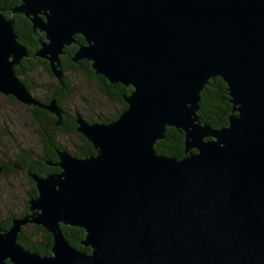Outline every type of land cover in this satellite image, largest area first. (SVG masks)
<instances>
[{"label": "water", "instance_id": "obj_1", "mask_svg": "<svg viewBox=\"0 0 264 264\" xmlns=\"http://www.w3.org/2000/svg\"><path fill=\"white\" fill-rule=\"evenodd\" d=\"M0 7V93L42 106L14 66L29 55L12 14L29 18L63 84L60 55L130 90L110 120L75 113L95 149L56 147L58 171L38 174L28 211L0 226V264H264V0H19ZM42 33V34H40ZM77 35L83 37L79 41ZM226 84L228 122L197 112L209 79ZM166 126L183 133L181 157L154 149ZM1 169V168H0ZM52 235L49 252L23 247L26 223ZM61 224L84 230L75 247Z\"/></svg>", "mask_w": 264, "mask_h": 264}, {"label": "trees", "instance_id": "obj_2", "mask_svg": "<svg viewBox=\"0 0 264 264\" xmlns=\"http://www.w3.org/2000/svg\"><path fill=\"white\" fill-rule=\"evenodd\" d=\"M19 0H0V7L4 8L5 14H11L9 8L17 4ZM14 27L18 35L19 41L28 47L29 53L32 54L35 48L38 46L36 36H33L31 30V24L28 18L23 14L15 13L12 14ZM77 38L82 42L83 37L77 35ZM76 49L75 44H71L65 47V53L60 55L61 65L64 66L65 63L69 64L72 68L81 70L84 74L96 78L99 83V88L109 97V99L117 100L121 106L113 115V118L117 117L123 108L126 107V103L123 100L124 93L130 90L129 86H124L121 83H111L105 77L100 74L93 72L90 67V62L86 59H81L79 63H75L70 60V55ZM41 62L44 64L45 68L49 71L48 62L37 57L27 58L24 57L21 62L14 66L16 74L25 83L28 89L31 87V81L24 75L25 67L33 66L34 63ZM65 87L67 89V79H63ZM66 89L63 91L50 92L48 97L56 98L57 104L60 106L61 99L67 94ZM229 96L226 90L225 82L219 77L215 76L208 80V83L200 92V101L198 107V114L202 122L210 124L212 127H221L227 124L228 115L231 112V102L228 100ZM29 111L32 113L31 118L34 122L39 124L40 133L44 139L45 151L43 155L38 157V159H32L28 151H24L21 156L13 160V164L19 163L24 168H28L34 171H39V174L48 171H58L59 167L56 164L52 166H46L44 160L50 158L51 162L57 161L56 147H62L60 143L54 139L56 130H66L68 132H76L75 116L64 114L63 124L61 126L55 125L54 121L56 117L53 113L48 112L45 109L31 106ZM88 121H93V118H88ZM82 144L78 147V150H74L71 153L77 156L95 153V149L90 141H88L82 135H78ZM55 148V149H54ZM154 149L160 154H165L169 156L181 157L184 154V143H183V133L177 130L173 126H166L165 136L158 139L154 144ZM32 180V179H31ZM29 197L36 194L35 186H32L31 191L28 192ZM28 204H25V208L22 213L27 212ZM12 216H9L6 220L0 221V226L7 228L10 224ZM31 229L26 232L25 229H21L18 232L19 243L30 250L37 251L40 254L49 252L50 246L52 244V235L43 226L38 224H30ZM62 231L65 237L71 242L75 247L82 250L89 251L88 246H84L80 243V239L84 236V230L77 226H69L61 224Z\"/></svg>", "mask_w": 264, "mask_h": 264}, {"label": "rangeland", "instance_id": "obj_3", "mask_svg": "<svg viewBox=\"0 0 264 264\" xmlns=\"http://www.w3.org/2000/svg\"><path fill=\"white\" fill-rule=\"evenodd\" d=\"M33 54V53H32ZM63 77L67 79L66 95L60 100V107L65 114L75 116L74 110L84 119L93 121L110 120L120 108L117 100L109 97L99 88L94 77L84 74L65 63L62 66ZM24 75L31 81L30 94L41 103H46L51 91H55L58 80L41 62L25 67ZM18 76V75H17ZM32 113L25 103L14 97L0 93V162H12L24 151L30 153L32 159H38L45 151L44 139L39 124L31 118ZM76 130V129H75ZM79 131L68 132L56 130L54 139L69 152L78 150L82 140ZM83 136V135H82ZM84 137V136H83ZM38 154V155H37ZM24 170L14 168L0 170V221L9 216L22 215L25 204H28V191L35 186L34 180ZM32 179V180H31ZM35 195V194H34ZM33 196V195H32ZM28 211V210H27ZM26 213V212H25ZM26 223L21 226L28 232L31 227Z\"/></svg>", "mask_w": 264, "mask_h": 264}, {"label": "flooded vegetation", "instance_id": "obj_4", "mask_svg": "<svg viewBox=\"0 0 264 264\" xmlns=\"http://www.w3.org/2000/svg\"><path fill=\"white\" fill-rule=\"evenodd\" d=\"M27 18V17H26ZM28 20H29V18H28ZM30 21V20H29ZM30 24H31V22H30ZM32 30V29H31ZM40 34H42V33H40ZM33 36H36V39H37V35L35 34V33H33ZM38 42V41H37ZM28 48V47H27ZM29 51V50H28ZM33 57H37V58H39V59H43V58H41V57H38V56H36L35 54H34V52H33V54H30L29 53V55L27 56V58H33ZM43 60H46V59H43ZM71 60V59H70ZM47 61V60H46ZM72 61V60H71ZM49 71H50V69H49ZM51 72V71H50ZM99 84V83H98ZM55 88L57 89V91H63V90H65L66 89V87H65V84H64V81H63V84H59V82L57 83V85H55ZM10 97H13L12 95H9ZM56 99V98H55ZM31 106H34V105H31ZM31 106H27V107H31ZM34 107H38V108H42V109H45V110H47L48 112H50L48 109H46V108H44V107H42V106H34ZM52 113V112H51ZM54 114V113H53ZM64 114H65V112H64V110L62 109V114H61V123L60 124H56L55 123V121H54V124L55 125H59V126H61L62 124H63V116H64ZM55 115V114H54ZM56 117V116H55ZM38 155V154H37ZM46 159H48V158H46ZM49 160H51L50 158H49ZM46 164V166H52V164H47V163H45ZM57 166V165H56ZM0 170H1V172H4V170H8V169H14V168H18V169H21V170H24L25 168L24 167H22V165H20L19 163H17V164H13V162H7V163H1L0 162ZM29 170H31V169H29ZM31 171H34V170H31ZM25 172V171H24ZM34 172H36V173H38L39 174V171H34ZM28 175V174H27ZM29 176V175H28ZM30 177V176H29ZM31 178V177H30ZM29 192V191H28Z\"/></svg>", "mask_w": 264, "mask_h": 264}, {"label": "bare ground", "instance_id": "obj_5", "mask_svg": "<svg viewBox=\"0 0 264 264\" xmlns=\"http://www.w3.org/2000/svg\"><path fill=\"white\" fill-rule=\"evenodd\" d=\"M81 117V116H80Z\"/></svg>", "mask_w": 264, "mask_h": 264}]
</instances>
